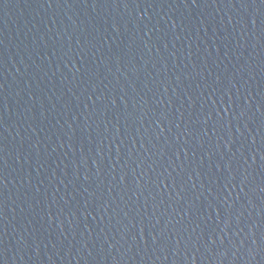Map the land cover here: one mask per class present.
<instances>
[{
  "label": "water",
  "instance_id": "water-1",
  "mask_svg": "<svg viewBox=\"0 0 264 264\" xmlns=\"http://www.w3.org/2000/svg\"><path fill=\"white\" fill-rule=\"evenodd\" d=\"M0 264H264V0H0Z\"/></svg>",
  "mask_w": 264,
  "mask_h": 264
}]
</instances>
